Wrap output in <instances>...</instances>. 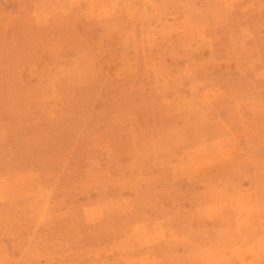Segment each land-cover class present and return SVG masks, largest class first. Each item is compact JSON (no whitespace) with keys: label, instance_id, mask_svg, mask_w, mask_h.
I'll list each match as a JSON object with an SVG mask.
<instances>
[{"label":"rangeland","instance_id":"1","mask_svg":"<svg viewBox=\"0 0 264 264\" xmlns=\"http://www.w3.org/2000/svg\"><path fill=\"white\" fill-rule=\"evenodd\" d=\"M247 17L0 0V264H264V105L210 94Z\"/></svg>","mask_w":264,"mask_h":264},{"label":"crops","instance_id":"2","mask_svg":"<svg viewBox=\"0 0 264 264\" xmlns=\"http://www.w3.org/2000/svg\"><path fill=\"white\" fill-rule=\"evenodd\" d=\"M17 23V22H16ZM245 26H242L240 33H238V39H240V46L231 49L233 54L241 56V60L233 58V64L226 66L224 69H218L214 71L215 74L219 71H223L212 80L214 85L211 88L210 94L214 95L212 101V108L217 112L219 108H216L217 97L221 95L222 91L226 93H233L236 96V100L239 101H253L259 105H264V29H260V26L254 27L252 24H264V21H251V18L244 19ZM218 34V32H217ZM253 45H256L253 47ZM251 48V49H250ZM59 54L65 55L66 52L58 48ZM250 49V50H249ZM46 54V53H44ZM87 54L86 52L83 55ZM51 56V55H49ZM54 67L58 65L57 62H50ZM12 67L13 71L18 72L21 70V64ZM5 70L8 71L10 64H6ZM9 73V71H8ZM11 74V76L9 75ZM4 75L2 83H10L12 78L17 79L19 82V75L9 73ZM222 83L221 86L218 85ZM193 84V83H192ZM187 85H184V88ZM223 89V90H221ZM217 114V113H216Z\"/></svg>","mask_w":264,"mask_h":264}]
</instances>
